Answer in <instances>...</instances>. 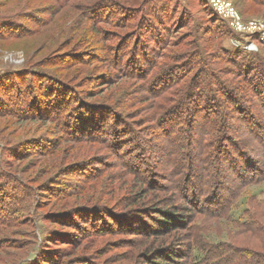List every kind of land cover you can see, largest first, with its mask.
<instances>
[{
	"label": "rangeland",
	"instance_id": "rangeland-1",
	"mask_svg": "<svg viewBox=\"0 0 264 264\" xmlns=\"http://www.w3.org/2000/svg\"><path fill=\"white\" fill-rule=\"evenodd\" d=\"M225 1L264 20V0ZM232 23L212 0H0V264L244 244L264 214V39ZM158 210L188 220L158 232Z\"/></svg>",
	"mask_w": 264,
	"mask_h": 264
},
{
	"label": "trees",
	"instance_id": "trees-1",
	"mask_svg": "<svg viewBox=\"0 0 264 264\" xmlns=\"http://www.w3.org/2000/svg\"><path fill=\"white\" fill-rule=\"evenodd\" d=\"M21 94H23V92ZM236 172L237 170H235V173ZM185 181L191 183L189 179H186ZM182 182H184V180ZM179 183L182 184L181 182ZM189 190H191L190 187ZM202 195H204L203 198L207 197L205 196V194ZM221 197L222 196L213 197L212 201L218 206L220 205L219 210L223 211L226 206L224 204L225 202L223 201V198ZM158 211L159 214L155 216L154 220V222H157L158 224L156 227L158 229V232L160 231L161 227L168 228L170 226H180V223H182L184 220H188V214L186 213L181 214L179 212L171 210ZM259 217V219L256 218L252 220H243L242 224L244 225L245 231L248 232L250 236L246 238V241L243 245L240 244V246H235V248H231L229 254L217 252L214 253L209 248L196 249L192 243L185 241L184 243L181 242L183 246H180V248H175L176 250L161 252L160 256H158L160 260H150V263L183 264V261L181 259L189 257V255L192 254L193 251L194 255H192V260H195V263L193 264H264V214L259 215ZM179 243L180 241L177 242L178 246ZM201 252L203 254H201Z\"/></svg>",
	"mask_w": 264,
	"mask_h": 264
},
{
	"label": "built area",
	"instance_id": "built-area-1",
	"mask_svg": "<svg viewBox=\"0 0 264 264\" xmlns=\"http://www.w3.org/2000/svg\"><path fill=\"white\" fill-rule=\"evenodd\" d=\"M214 5L216 6L217 10L220 14L225 17L232 18L233 25L238 30H243L245 28H254L255 31H259L262 33V39H264V20L261 22H255L251 24H244L243 21L240 19L238 12L232 7L229 2L225 0H212Z\"/></svg>",
	"mask_w": 264,
	"mask_h": 264
}]
</instances>
